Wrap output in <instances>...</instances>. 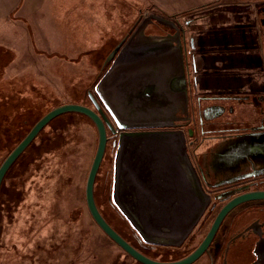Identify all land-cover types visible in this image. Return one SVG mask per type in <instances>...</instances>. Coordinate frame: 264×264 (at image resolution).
<instances>
[{
  "label": "rangeland",
  "instance_id": "1",
  "mask_svg": "<svg viewBox=\"0 0 264 264\" xmlns=\"http://www.w3.org/2000/svg\"><path fill=\"white\" fill-rule=\"evenodd\" d=\"M22 1L27 8L22 3L11 14H0V20L6 18L0 24V163L52 107L91 105L86 93H97L103 56L142 16L176 9L179 15L185 13L183 5L191 9L180 5L186 0ZM132 6L135 13L129 14ZM96 142L88 118L62 114L10 167L0 187V264H140L101 231L87 210L84 186ZM113 156L109 145L94 183L101 214L151 258L181 257L185 246L143 242L113 204ZM192 264H209L206 254Z\"/></svg>",
  "mask_w": 264,
  "mask_h": 264
},
{
  "label": "water",
  "instance_id": "2",
  "mask_svg": "<svg viewBox=\"0 0 264 264\" xmlns=\"http://www.w3.org/2000/svg\"><path fill=\"white\" fill-rule=\"evenodd\" d=\"M152 20L170 26L174 32L160 38L133 43V37L144 23ZM189 40L190 51H193L195 49L191 35ZM186 48L184 29L177 21L155 13L147 14L137 25L132 37L121 48L118 44L107 55L105 65L113 60L95 86L97 95L104 103L107 102L102 89L103 81H107L108 75L117 68L149 63L154 70L163 68L164 90L176 102L183 98L188 107L190 68L192 73H199V69L196 68L195 52L188 56ZM197 78V74L193 76L194 86H197ZM87 94L93 107L77 102H64L52 107L30 126L0 163V187L10 167L49 122L62 114L77 113L92 122L97 134L96 148L84 186L87 210L101 231L140 264H192L207 251L219 224L233 207L247 200L264 198V191H250L233 197L219 210L204 237L189 253L168 261L151 258L111 226L96 204L94 183L106 150L107 128L113 134H116V130L90 90ZM136 125L117 120V126L121 129ZM117 136L111 193L113 204L143 242L180 246L211 199L189 156L184 131L122 130ZM255 252L256 259L251 264H264V238L256 245Z\"/></svg>",
  "mask_w": 264,
  "mask_h": 264
},
{
  "label": "flooded vegetation",
  "instance_id": "3",
  "mask_svg": "<svg viewBox=\"0 0 264 264\" xmlns=\"http://www.w3.org/2000/svg\"><path fill=\"white\" fill-rule=\"evenodd\" d=\"M143 17L144 16H142L136 24H134L111 46V48L106 51L96 77L94 88L106 73L113 60L112 59L105 65L104 61L107 55L118 44H120L121 48L128 39L132 37L137 25ZM172 20L177 21V23L183 28V23L178 18H172ZM163 25V23L156 22L155 20L145 22L142 28L133 37V43L145 41L149 38H160L166 34L174 32V29L170 26L163 31ZM158 29H162V31H157ZM251 70L253 75L260 72L258 69ZM209 73L208 75H215L217 72L210 71ZM194 75L196 74L192 73L190 68L189 80L191 84L188 93V107L185 105L183 98L176 102V100L164 90L163 68L159 71L154 70L153 65L149 63L145 65H126L117 68L114 72L110 73L108 75V80L103 81L102 86L107 98L106 103L99 98L97 93L94 94L101 109L116 130V134H113L107 128L108 140L104 155L106 154L109 145L112 146L115 155L118 139L117 134L122 130L158 131L163 129H174L184 131L189 156L193 162L195 170H197L200 176L203 187L210 194L211 199L191 232L185 238L183 243L180 246H177H185L188 248L182 256L189 253L199 244L210 228L215 216L226 202L233 197L246 192L264 191V163L257 162V160L246 156L244 152H241L240 155L245 156V166H240L236 170H219L217 176L214 168H205L203 163V153L197 151L198 148H200V142L206 138L207 133H209V130L206 128L210 125L203 120L205 114L204 105L209 100L207 94H225L230 90L221 89V92H214L212 89H201L199 87L200 78H197V86L193 85ZM252 80L254 79L252 78ZM251 89V87H242L236 89L235 93L241 94L242 96L258 94V101L264 100V94L250 92ZM86 95L88 97L87 93ZM203 95L206 96L202 100ZM90 106L93 107L92 103ZM240 112L241 111L237 112V119L243 117ZM229 114L230 113L227 112V109L223 108V111L215 117L216 119L219 118L218 123H221L222 120H225V117L227 118L229 116ZM250 114L253 121H257L255 117L260 116L261 110L258 107H255V110H252ZM115 118L124 124L137 125L121 129L118 128L117 120ZM245 122L249 123L250 121L240 120L241 124H245ZM163 124H169L170 126H163ZM263 130V125H255L249 132L251 135H260L263 133ZM218 131H221L220 136L222 137L221 139L224 140V136L229 134L230 130L229 128H223L220 126ZM263 238L264 198L247 200L233 207L225 215L219 224L207 251L203 255L206 254L209 264H251L256 259V245ZM192 240L194 243L192 247H189Z\"/></svg>",
  "mask_w": 264,
  "mask_h": 264
},
{
  "label": "crops",
  "instance_id": "4",
  "mask_svg": "<svg viewBox=\"0 0 264 264\" xmlns=\"http://www.w3.org/2000/svg\"><path fill=\"white\" fill-rule=\"evenodd\" d=\"M160 1L163 3V0ZM217 1H181L180 5H190L191 9L183 5L180 7L186 9L185 13L175 14L177 11L181 12L178 9L172 13L162 10V15L182 21L186 33L187 55L195 52L199 73L194 74L200 78L199 87L204 90L212 89L214 92H221V89L230 90L225 94H207L209 100L204 105L203 120L210 125L206 128L209 133L200 142L197 151L203 153L205 168H214L218 176L219 170H236L245 166V156L240 155L241 152L257 162L264 163V130L260 135H251L249 132L255 125L264 126V100L258 101V94L242 96L235 93L236 89L251 87L250 92L264 94V0ZM22 3L23 8L28 7L22 0H0V8L3 11L1 16L11 14ZM174 4L178 6L179 3L174 1ZM167 5L174 6L171 2ZM134 7H129L132 9L129 14L135 13ZM3 21H6V18H2L0 24H3ZM167 27L163 25V31ZM157 31L161 32L162 29ZM190 35L193 38V51H190L189 46ZM251 69H258L260 72L253 75ZM210 71L217 73L208 75ZM205 96H202V100ZM255 107L261 110L260 116L255 117L257 121H253L250 114ZM223 108L230 114L218 123L219 118L216 119L215 116L220 114ZM239 111L243 117L237 119ZM240 120L250 122L241 124ZM220 126L230 130L224 140L221 139V131H218Z\"/></svg>",
  "mask_w": 264,
  "mask_h": 264
},
{
  "label": "trees",
  "instance_id": "5",
  "mask_svg": "<svg viewBox=\"0 0 264 264\" xmlns=\"http://www.w3.org/2000/svg\"><path fill=\"white\" fill-rule=\"evenodd\" d=\"M134 245V244H133Z\"/></svg>",
  "mask_w": 264,
  "mask_h": 264
}]
</instances>
